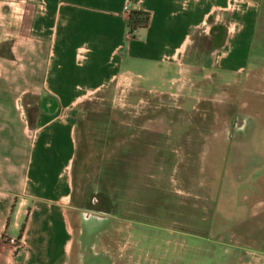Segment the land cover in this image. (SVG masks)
<instances>
[{
  "label": "crops",
  "instance_id": "1",
  "mask_svg": "<svg viewBox=\"0 0 264 264\" xmlns=\"http://www.w3.org/2000/svg\"><path fill=\"white\" fill-rule=\"evenodd\" d=\"M263 4L0 0V264H72L83 221L72 204L76 128L90 96L112 88L129 109L166 107L172 96L177 109H193L213 70L239 80ZM134 11L150 20L130 38ZM211 30L218 46L205 53L198 38ZM4 236L23 239L14 257Z\"/></svg>",
  "mask_w": 264,
  "mask_h": 264
},
{
  "label": "rangeland",
  "instance_id": "2",
  "mask_svg": "<svg viewBox=\"0 0 264 264\" xmlns=\"http://www.w3.org/2000/svg\"><path fill=\"white\" fill-rule=\"evenodd\" d=\"M211 77L186 112L174 96L129 109L112 88L83 103L72 264H264V4L239 80Z\"/></svg>",
  "mask_w": 264,
  "mask_h": 264
},
{
  "label": "built area",
  "instance_id": "3",
  "mask_svg": "<svg viewBox=\"0 0 264 264\" xmlns=\"http://www.w3.org/2000/svg\"><path fill=\"white\" fill-rule=\"evenodd\" d=\"M126 13L131 15L130 9L126 7ZM130 38L132 37L131 30L129 31ZM115 102H118L120 105H126V95L124 92H119L115 96ZM4 245H6L9 248V252L7 253V256L14 257L16 254H18L23 249V239L22 237H12V236H4L3 237Z\"/></svg>",
  "mask_w": 264,
  "mask_h": 264
},
{
  "label": "trees",
  "instance_id": "4",
  "mask_svg": "<svg viewBox=\"0 0 264 264\" xmlns=\"http://www.w3.org/2000/svg\"><path fill=\"white\" fill-rule=\"evenodd\" d=\"M133 22L130 25V30L131 33L134 32L136 27H141L143 24H147L150 20V14L143 12V11H134L133 12ZM138 24V25H137ZM35 109H30L29 110V118H30V123H33L35 119Z\"/></svg>",
  "mask_w": 264,
  "mask_h": 264
}]
</instances>
